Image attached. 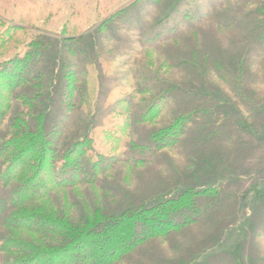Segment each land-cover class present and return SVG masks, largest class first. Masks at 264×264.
I'll return each mask as SVG.
<instances>
[{
    "label": "rangeland",
    "instance_id": "rangeland-1",
    "mask_svg": "<svg viewBox=\"0 0 264 264\" xmlns=\"http://www.w3.org/2000/svg\"><path fill=\"white\" fill-rule=\"evenodd\" d=\"M261 31L264 0H0V199L8 202L0 264L19 254L1 252L5 244L35 242L19 222L36 214L92 229L70 255L42 254L52 264L89 255L121 258L114 264H264ZM205 127L231 137L210 145L221 154L217 169ZM65 160H75L68 169L79 180L49 191L54 173L71 177ZM214 187L230 195L229 218L137 244V229L163 232L175 219L169 210ZM163 189L171 201L127 222V235L108 217L147 206Z\"/></svg>",
    "mask_w": 264,
    "mask_h": 264
},
{
    "label": "trees",
    "instance_id": "trees-1",
    "mask_svg": "<svg viewBox=\"0 0 264 264\" xmlns=\"http://www.w3.org/2000/svg\"><path fill=\"white\" fill-rule=\"evenodd\" d=\"M256 43H258L260 46V48H262L264 50V31H261L259 33V35L256 37ZM241 65L244 67L245 66V61L244 58H241L240 60ZM242 68V67H241ZM226 73H223L221 75H219V77L226 83L227 80V75L229 71H225ZM242 74V73H241ZM198 96L195 95L192 97L193 101L195 99H197ZM201 103H199L200 105ZM180 122L181 120L178 119V121L176 123L177 126H180ZM231 133V132H230ZM202 136H206L205 137V141H206V149L212 153L211 155L208 153V156L210 155L209 158V162L212 163V167L216 168L214 165L216 163V161L218 160V158L221 156H218L219 154L216 153V151L214 149L211 150L210 145H217L216 141L220 140L223 141L224 143H226L227 139H231V137H220L219 135V131H212L210 129H207V127H205V129L203 130ZM231 143V142H230ZM235 143V142H232ZM240 144H243L244 142H239ZM250 144L246 143V147H248L250 149V151H252L253 149L257 148L258 144L257 143H251ZM236 145V144H235ZM236 148H239L240 146L236 145ZM77 148V145L73 148L72 152H74ZM44 151L40 150V153H43ZM230 153H225L222 154V156H229L230 157ZM38 160V159H37ZM44 160V159H43ZM211 160V161H210ZM66 161V160H65ZM75 160H69L66 161V164L64 166V168H66L67 170H69L71 177L69 179L67 178H60L58 176L57 173H54L53 175V181L57 182L56 184H53V186L49 189V191H52L54 189H62L63 186H66V182L68 180H73L75 182H77L79 180V177L76 176L74 173L71 172V168L68 169V167H73L75 166ZM40 167L46 164V161H41L40 163ZM49 167V166H48ZM47 167V168H48ZM217 169V168H216ZM63 176L67 177V174L65 173H60ZM190 177H182L180 178V181L183 183H187L190 180ZM69 184V183H67ZM44 187V185H43ZM216 189V190H213ZM166 189L160 190V192L158 193L157 196L152 195L151 199L148 200V205H144L143 207H130L128 209H125V211L123 212H117V213H113L110 214L108 217H114L113 220L116 221H112V222H117L118 220H122L124 229L126 230L125 233L123 235H127V231L130 226L128 224H126L127 222H132L135 220L140 219V216H144L145 214H152L154 211L152 210H156L158 208V206L163 202V203H168L171 200H169L171 198V193L172 192H165ZM193 191V189H187L185 191H183L184 194L189 193ZM20 190L18 189L15 194L14 197H19L20 195ZM199 196H202L200 199ZM230 195L228 193H225L223 191L220 190L219 187H214L211 188L210 190H203V191H199L196 192V194H194V198L185 202V208L182 211H168V214H166V216H171L173 219V221H170L169 223H163V225L161 226V228L158 230H162L164 226H166L164 228V231L158 234H154V235H144L142 233V231L140 229H137V234L140 238H136L135 241H137V244H144L148 238L151 237H160L161 235L164 236H171L174 234H177L181 231H183L184 229L193 226V225H197V224H202L205 223L207 220L212 219H216L218 217H220L222 214L229 212L230 209H225L224 207L226 206V199L227 197H229ZM18 203V205H26L28 201L23 202V200L20 199H16ZM198 202H201L202 204H198ZM7 203L4 204V202L2 201V199H0V212L3 211V209H5L6 211V207H7ZM132 204V203H131ZM185 210L187 211H192L191 215H187L185 214ZM40 211V210H39ZM95 214V213H94ZM127 215V218H124V216ZM226 218H229V216H227L226 214H224ZM44 217L45 215H35L32 216V221L29 222L27 219H23L22 221L19 222V224H28L27 226H29L32 230V234L33 237L35 238V242H29L30 244L28 245H22L21 248H19V244L13 245V246H9L8 244H5L4 246H2L1 248V252H7L8 254L11 253H19V254H15L16 257H13V260L10 262H7V264H52L49 261L48 262H43L41 260V256L42 254L44 255H52V257L54 255L60 254V255H70V251L74 248L79 249V244L78 242L80 241H84V238L86 239L88 233L90 232V230H86L82 233L74 231L72 225H67L66 223H64L62 220H56L53 218H40ZM48 218V219H47ZM67 220H70L69 218H67ZM10 222L11 225H17L13 220L11 219H6L4 223L6 222ZM75 221V220H74ZM101 222V221H99ZM111 222V223H112ZM98 223V222H97ZM135 223V222H133ZM133 223H131L130 225H132ZM146 224V222H143L141 224V226H144ZM109 225V224H108ZM22 226V225H21ZM107 226V225H106ZM114 226V225H112ZM21 227H17L15 229H20ZM131 230H133V228H130ZM152 230H154L152 228ZM151 230V231H152ZM150 231V232H151ZM215 231H217L215 229ZM214 231V233H215ZM79 233V234H78ZM212 233V232H211ZM212 233V234H214ZM71 240H69V238H71ZM214 236H212L211 234H209L206 238L205 241L210 240L211 238H213ZM55 241H69L64 243V245H62L61 247H57V246H52V244ZM88 241V240H85ZM50 243V244H49ZM86 243V242H84ZM90 244V247L93 248L94 250H99L102 251L104 249V246H102L101 248L98 246H94V244ZM251 245V244H249ZM249 248V246H248ZM79 252L80 250H76L75 252ZM31 252L32 254L30 255ZM73 252V251H71ZM264 252V251H263ZM115 255H113L112 257H114ZM91 258V260H89ZM118 259L121 258H116L115 260L111 261V259L109 261H107V259H101L100 256H92L89 255V257L86 259V261H83V259H78L77 261H72L71 264H114L115 262L119 261ZM89 260V261H88ZM234 260V259H233ZM231 260L229 262V264H233L234 261Z\"/></svg>",
    "mask_w": 264,
    "mask_h": 264
}]
</instances>
